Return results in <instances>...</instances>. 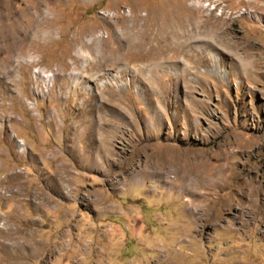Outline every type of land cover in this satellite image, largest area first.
<instances>
[{"label":"rangeland","instance_id":"374dc122","mask_svg":"<svg viewBox=\"0 0 264 264\" xmlns=\"http://www.w3.org/2000/svg\"><path fill=\"white\" fill-rule=\"evenodd\" d=\"M0 264H264V0H0Z\"/></svg>","mask_w":264,"mask_h":264},{"label":"bare ground","instance_id":"6f19581e","mask_svg":"<svg viewBox=\"0 0 264 264\" xmlns=\"http://www.w3.org/2000/svg\"><path fill=\"white\" fill-rule=\"evenodd\" d=\"M3 2H4V1H3ZM3 6H4V4H3ZM204 6H205V4H204ZM4 8H5V7H4ZM10 8H11V7H10ZM6 9H7V8H6ZM8 10H9V9H8ZM39 11H40V10H39ZM8 13H9V12H8ZM29 13H30V12H29ZM35 14H36V13H35ZM27 15H28V14L26 13V16H27ZM37 15H38V14H37ZM8 16H10V13H9ZM24 16H25V15H24ZM22 17H23V16H22ZM27 17H28V16H27ZM29 17H30V20H32L31 18L34 17V13L31 14ZM23 18H24V17H23ZM36 19H37V18H36ZM22 20H23V19H22ZM22 20H21V21H22ZM42 20H43V19H42ZM25 21H26V20H25ZM28 21H29V20H28ZM45 21H46V20H45ZM42 22H43V21H42ZM23 23H24V22H23ZM43 23H44V22H43ZM38 24H39V23H38ZM35 27H36V26H35ZM38 27H39V26H38ZM40 27H41V26H40ZM29 32L31 33V30H29ZM32 32H33V31H32ZM213 36H214V34H213ZM217 36H218V35H217ZM219 36H220V35H219ZM223 37H224V36H223ZM212 38H213V37H212ZM217 38H218V37H217ZM218 39H219V38H218ZM218 39L216 40V38H215L216 41H218ZM223 39H224V38H223ZM226 39H227V38H226ZM215 43H218V42H215ZM226 43H227V42H226ZM212 44H213V43H212ZM215 45H216V44H215ZM224 45H225V44H224ZM213 46H214V45H213ZM216 46H217V45H216ZM216 46H215V47H216ZM218 46L221 47L220 44H219ZM231 46H232V45H231ZM225 47H226V45H225ZM214 49H215V48H214ZM214 49H210V52H209V53H210V56H212V57L215 59V58H218V55L216 54V51H215V52L213 51ZM218 49H219V48H218ZM212 51H213L214 53H212ZM245 57H246V56H245ZM247 58H249V57H247ZM243 59H244V58H243ZM250 59H251V58H250ZM250 59H249V60H250ZM31 60H32V59H31ZM255 60H256V59H255ZM216 61H217V60H216ZM251 61H253V60H251ZM256 61H257V60H256ZM218 62H219V61H218ZM241 62H244V61H241ZM247 63L249 64V61H248ZM255 63H256V62H255ZM255 63L253 64V67L256 66ZM239 64H240V63H239ZM244 65L246 66L245 62H244ZM240 66H241V64H240ZM242 66H243V64H242ZM245 66H243V69H244ZM249 66H250V65H249ZM249 66H248V67H249ZM253 67H252V68H253ZM238 68H240V67H238ZM246 68H247V67H246ZM256 68H257V67H256ZM250 69H251V68H250ZM253 69H254V68H253ZM245 70H246V69H245ZM256 70H258V69H256ZM249 71H250V70H249ZM247 72H248V71H247ZM250 72H252V71H250ZM255 72H256V71H255ZM239 73H240V72H239ZM233 74H234V73H233Z\"/></svg>","mask_w":264,"mask_h":264}]
</instances>
